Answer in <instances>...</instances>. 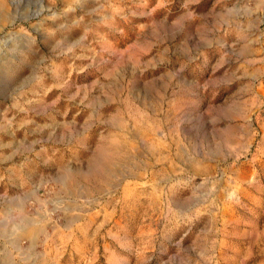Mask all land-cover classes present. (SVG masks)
I'll list each match as a JSON object with an SVG mask.
<instances>
[{"label": "rangeland", "instance_id": "rangeland-1", "mask_svg": "<svg viewBox=\"0 0 264 264\" xmlns=\"http://www.w3.org/2000/svg\"><path fill=\"white\" fill-rule=\"evenodd\" d=\"M0 264H264V0H0Z\"/></svg>", "mask_w": 264, "mask_h": 264}, {"label": "bare ground", "instance_id": "bare-ground-1", "mask_svg": "<svg viewBox=\"0 0 264 264\" xmlns=\"http://www.w3.org/2000/svg\"><path fill=\"white\" fill-rule=\"evenodd\" d=\"M108 155H110V152L108 153V149H104L101 152V155L99 156L98 162L95 166H93L91 169L80 172L79 173V179L83 184H88L90 182H96L100 179L107 178L108 177ZM76 185V182L74 181V178L71 177L66 182V187L72 188ZM84 185H82L83 187ZM85 187V186H84ZM35 230V225L30 224L26 227V233H32Z\"/></svg>", "mask_w": 264, "mask_h": 264}]
</instances>
